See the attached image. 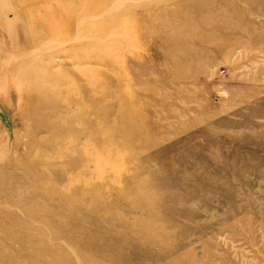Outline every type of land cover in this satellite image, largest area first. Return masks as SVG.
<instances>
[{
	"label": "rangeland",
	"instance_id": "374dc122",
	"mask_svg": "<svg viewBox=\"0 0 264 264\" xmlns=\"http://www.w3.org/2000/svg\"><path fill=\"white\" fill-rule=\"evenodd\" d=\"M0 264H264V0H0Z\"/></svg>",
	"mask_w": 264,
	"mask_h": 264
},
{
	"label": "bare ground",
	"instance_id": "6f19581e",
	"mask_svg": "<svg viewBox=\"0 0 264 264\" xmlns=\"http://www.w3.org/2000/svg\"><path fill=\"white\" fill-rule=\"evenodd\" d=\"M70 15V9L67 11V15L66 16H69Z\"/></svg>",
	"mask_w": 264,
	"mask_h": 264
}]
</instances>
